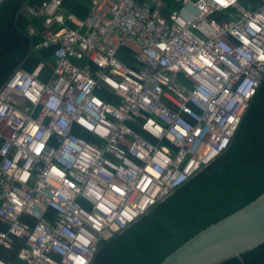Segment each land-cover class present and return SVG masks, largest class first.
<instances>
[{
	"label": "built area",
	"instance_id": "built-area-1",
	"mask_svg": "<svg viewBox=\"0 0 264 264\" xmlns=\"http://www.w3.org/2000/svg\"><path fill=\"white\" fill-rule=\"evenodd\" d=\"M246 1H248L247 4H245ZM169 2L173 6H170ZM202 4L208 9L207 12L201 11ZM24 9L32 19H42V24L46 29L58 26L59 29L50 34L42 43L44 48L54 47L55 62H40L32 72L18 69L13 73L0 89V104L5 102L9 107L8 119H12L17 111H22L30 118V121L40 123L45 129L49 128L52 121L57 119V113L48 107L50 100L53 97L60 98L66 110L70 97L73 95L79 97L82 92L79 87L81 81L75 78L81 75L95 81L93 95L100 97L116 110L124 111L123 120H118L115 115H108L107 118L116 125L113 129V136L117 137L116 146L123 149L125 158L132 159L142 171L151 161L137 160L129 151L131 144H151L157 150L162 147L169 148L174 160L181 152L185 154L183 163L175 166L169 165L171 171L181 175L173 187L161 186L149 180L145 187L149 188L151 185L155 187L151 192L152 201L148 209L135 220L126 222L122 219L119 232H107L104 238L95 244V252L89 250L88 253H84L89 264H92L103 242H107L114 234L128 228L228 148L250 101L264 78V62L255 59L257 55L264 53V0H258V3L250 0H236L228 8H218L212 0H142V2L139 0H91L89 14L83 20L72 14H66L63 0L43 1L37 6L27 4ZM179 20H184L186 23L181 26L178 23ZM69 23L74 24L76 28L71 29L68 26ZM28 32L36 35L37 29L30 26ZM245 39L249 42L250 59L242 53ZM159 43L169 45V50L161 51L157 48ZM222 43L229 46L230 53L224 52L223 49L217 52ZM190 45L195 47L194 53H186ZM123 47L134 50L133 57L139 65L138 68L128 66L119 59L118 53ZM205 50L228 74V83L233 87V94L241 95L244 99L242 105L232 113L225 111L227 104L223 107L218 106V113L212 120V125H209L213 129L212 132L205 137H195L196 129L201 126L207 127L208 119L213 114L207 105L202 109L194 103L198 99L196 92L199 88L194 78L189 77L183 70L176 74L172 73L161 61L169 59L171 63L176 64L190 55H199ZM153 52L159 56V60L152 56ZM97 56L106 59L108 64L100 67L95 59ZM221 56L224 57L223 60L220 59ZM244 60L248 61L247 64H243ZM112 61H116L121 68L126 70L128 78L141 86L140 93H136L134 86H130L128 93L120 95L118 90L105 83V78H111L117 83L125 82V76L115 74L118 69ZM46 66L52 70L48 81L42 79ZM37 68H40L39 74H35ZM25 77L27 78L24 80L26 85L29 79L41 86V96L37 104H33L22 91L16 88L20 78ZM165 77L169 78L168 85L160 82ZM213 80L224 83V77L219 73L213 74ZM246 81H250L251 84L244 93H238L237 89ZM157 87L164 93L171 90L175 100H180L181 105L196 115L193 116L190 112L183 111V108L174 100L158 94ZM177 92L183 93L187 99H181L179 95H176ZM128 97H131V100ZM146 97L151 100V104L144 106L143 102ZM149 108L151 111L147 110ZM158 112L176 118L165 121L157 115ZM224 115L236 117L234 127L229 125L227 129H224L220 126L219 121ZM149 119L156 120L165 129L160 138L145 131L144 124ZM180 119L191 125L192 134L174 144L167 139V134ZM16 127L15 120L11 126L7 119L0 122V148L6 144L13 145L7 157L0 156V264H69L67 259L55 250L56 246L53 244L54 239H59L60 246L67 244L68 248L72 247L70 241L63 235V229L67 226L64 222L65 216L52 202L51 196L41 190L39 184L36 183V179L47 168L46 161L40 160L33 166V180L27 185L9 177L3 170L5 160H11L17 152L16 141L13 138ZM72 127L73 134L98 147L103 153V158L110 159L113 163H122V160L117 159L111 150V138L100 139L77 124H73ZM122 128H127L130 132L124 134L121 131ZM21 135H23V130H21ZM212 135L220 137V140L211 141ZM224 138H227L229 142L226 147L221 148L220 144ZM201 140L203 147L197 153L192 146ZM62 144L63 137L53 133L49 140V148L58 150ZM209 148H215L217 154L208 164L200 162V167L192 171L188 162L196 163L199 155H203ZM208 154L211 155L210 152ZM25 164L27 160L21 161L20 167L22 168ZM186 166L189 167L188 173L184 172ZM159 183L165 184L166 182L161 179ZM10 191L21 193L26 202L24 211L18 215L10 209L8 197ZM47 191L51 192L52 189L48 188ZM37 200L39 204L28 207ZM68 212L70 213L71 209ZM14 225H17L18 229L22 228L23 232H11L10 229ZM38 226H40L39 232L37 231ZM47 236H51L53 240H48L47 244L42 243ZM35 249L40 250V256L33 255ZM73 250L80 253L79 249ZM21 252L25 254L24 259L20 258ZM2 255L16 257V261L10 263Z\"/></svg>",
	"mask_w": 264,
	"mask_h": 264
},
{
	"label": "clouds",
	"instance_id": "clouds-1",
	"mask_svg": "<svg viewBox=\"0 0 264 264\" xmlns=\"http://www.w3.org/2000/svg\"><path fill=\"white\" fill-rule=\"evenodd\" d=\"M212 2L218 8H228L236 0H212ZM201 11L207 12L208 9L202 4ZM178 23L183 26L186 22L179 20ZM248 44L249 42L245 39V47L242 53L250 59L251 54L248 52ZM157 48L161 51H168L169 45L159 43ZM220 49L229 53L231 51L229 46L223 43L217 49V52ZM194 52L195 47L191 45L186 50V53ZM152 56L157 60L160 59L155 52L152 53ZM95 59L100 67L108 64L106 59L99 56ZM220 59L223 60L224 57L221 56ZM255 59L264 62V53L257 55ZM247 62V60H244L243 64H247ZM112 63L118 69L115 74L125 76V82L117 83L111 78H105V83L118 90L120 95L128 93L130 86H134L135 92L140 93L141 86L129 79L126 70L121 68L116 61H112ZM161 63L174 74L183 70L189 77L194 78L199 85L196 92L198 99L194 103L202 109L207 105L209 111L213 114L208 119L207 127L201 126L196 129L195 137H205L212 132L213 129L209 125H212V120L215 119L218 113V106L223 107L227 104L225 111L232 113L242 105L244 97L233 94V87L228 83V74L218 66L216 59L207 50L202 51L199 55H190L180 63L173 64L169 59H164ZM39 72L40 68H37L35 74H39ZM214 73H219L220 76L224 77V83L213 80ZM132 75H135V73H132ZM75 78L81 81L79 84L80 89H82L81 94L79 97L74 95L70 97L66 110L62 106L60 98L53 97L50 100L48 107L57 113V119L53 120L47 129L43 128L40 123L30 121V118L22 111H17L12 119H8L9 107L7 103L0 104V122L7 119L8 124L11 126L13 120H15L17 125L13 134L17 152L11 160H5L3 170L9 177L27 185L33 180V166L40 160L46 161L47 168L36 179V183L39 184L41 190L51 196L52 202L65 216L64 222L67 226L63 229V235L70 241L72 247L68 248L67 244L60 246V240H53L51 236H47L42 243L47 244L48 240H53V244L56 246L55 250L61 253L69 264H89V260L84 253H88L89 250L95 252V244L99 243V240L104 238L107 232H119L122 219L126 222L135 220L136 217L148 209L152 201L151 192L155 187L154 185L149 188L145 187L149 180H153L161 186H174L181 175L171 171L169 165L175 166L183 163L185 154L181 152L174 160L169 148L162 147L157 150L151 144H131L129 145V151L137 160L151 161L142 171L140 166L132 159L125 158L123 149L116 146L117 137L113 136V129L116 125L107 118L108 115H115L118 120H123L125 118L124 111L116 110L107 105L103 99L92 94L95 81L81 75H77ZM26 79V77L20 78L16 88L22 91L33 104H37L41 96V86L29 79L26 85L24 83ZM160 82L168 85L169 78L165 77ZM225 84H227V87H225ZM250 84V81H246L237 89V92L244 93ZM29 85H31V88H29ZM156 91L158 94L167 96L169 100H174L177 105L183 108V111L190 112L187 107L180 104V100H175L171 90L164 93L162 89L157 87ZM176 95H179L181 99H187L183 93L177 92ZM128 99L131 100V97H128ZM150 104L151 100L146 97L143 105ZM147 110L151 111L150 108ZM190 114L196 115L191 112ZM157 115L165 121L176 118L175 116L169 117L166 113L161 112H158ZM26 122L28 123L25 127ZM219 123L224 129H227L229 125L234 127L236 117L234 115H224ZM73 124L79 125L86 132L100 139L108 140L111 138V150L117 156V159L122 160V163H113L110 159L103 158V153L98 147L85 141L82 137L74 135ZM144 129L156 138H160L165 131L154 119H149L144 124ZM21 130H23V135H21ZM121 131L124 134L130 132L127 128H122ZM53 133L63 137V144L58 150L49 148V140ZM190 134H192L191 125L180 119L175 127L168 132L167 139L175 144L178 140L183 141ZM210 140L218 141L220 137L212 135ZM228 142V139L224 138L220 147H226ZM12 147V144H6L3 148H0V156L7 157L12 151ZM192 147L199 153L203 147V141L195 142ZM209 152L211 155L208 154ZM153 153L155 154L153 155ZM216 154L217 150L215 148H209L203 155H199L196 163L188 162L191 165V170L198 169L200 162L208 164ZM23 160H27V164L21 168L20 162ZM166 171L167 174L165 175ZM184 172H189L188 166L185 167ZM161 179L166 183L160 184ZM48 188H51L52 191L48 192ZM8 197L11 211L17 215L22 213L26 207L22 194L10 191ZM35 204H39V201H33L28 207ZM69 209H71L70 213L68 212ZM10 231L17 233L18 231L23 232V229H18V226L14 225ZM37 231H40V226L37 227ZM73 249H79L80 253L75 252ZM33 255L40 256V250L35 249ZM20 258H25L23 252L20 253Z\"/></svg>",
	"mask_w": 264,
	"mask_h": 264
},
{
	"label": "trees",
	"instance_id": "trees-1",
	"mask_svg": "<svg viewBox=\"0 0 264 264\" xmlns=\"http://www.w3.org/2000/svg\"><path fill=\"white\" fill-rule=\"evenodd\" d=\"M43 1L49 0H5L0 5V89L18 69L32 72L40 62H55L54 47L44 48L42 43L58 26L46 29L42 19H32L24 9ZM63 7L66 14L83 20L91 0H63ZM30 26L37 29L36 35L29 34ZM68 26L76 28L72 23ZM134 53L123 47L118 57L138 68ZM51 73L46 66L42 79L48 81ZM263 193L264 78L228 148L128 228L103 242L92 264H160L194 235ZM2 256L10 263L16 261V257ZM242 259L234 257L221 264H264V244L242 254Z\"/></svg>",
	"mask_w": 264,
	"mask_h": 264
},
{
	"label": "water",
	"instance_id": "water-1",
	"mask_svg": "<svg viewBox=\"0 0 264 264\" xmlns=\"http://www.w3.org/2000/svg\"><path fill=\"white\" fill-rule=\"evenodd\" d=\"M5 0H0V5ZM264 244V193L183 243L160 264H221Z\"/></svg>",
	"mask_w": 264,
	"mask_h": 264
}]
</instances>
